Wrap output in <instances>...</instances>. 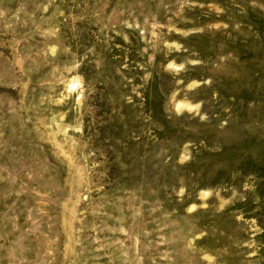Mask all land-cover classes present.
Listing matches in <instances>:
<instances>
[{
  "label": "rangeland",
  "instance_id": "1",
  "mask_svg": "<svg viewBox=\"0 0 264 264\" xmlns=\"http://www.w3.org/2000/svg\"><path fill=\"white\" fill-rule=\"evenodd\" d=\"M0 264H264V0H0Z\"/></svg>",
  "mask_w": 264,
  "mask_h": 264
}]
</instances>
